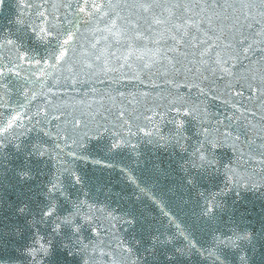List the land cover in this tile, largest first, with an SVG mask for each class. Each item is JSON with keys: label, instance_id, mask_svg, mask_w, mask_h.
Listing matches in <instances>:
<instances>
[{"label": "water", "instance_id": "obj_1", "mask_svg": "<svg viewBox=\"0 0 264 264\" xmlns=\"http://www.w3.org/2000/svg\"><path fill=\"white\" fill-rule=\"evenodd\" d=\"M135 2L95 0L106 5L105 11L113 10L109 4L118 6L117 13L143 24L142 15L130 7ZM192 2L203 6L205 0ZM211 2L220 12L217 0ZM244 2L218 0L225 8ZM45 20V27L55 26L54 32L79 28L68 62L53 66L55 49L35 39L34 28ZM97 25L105 23L94 19L85 25L77 16L76 0H3L0 5V68L13 69L0 77V119L23 114V126L0 149V264H31L25 249L36 231L47 236L50 227L29 222L39 221L49 203L50 181L63 192L56 195L61 215L77 211L74 204L79 202L83 207L77 219L87 215L92 220L99 235L87 225L83 235L102 241L96 264H129L122 244L143 264H264V97L254 91L249 98L248 92L249 84L264 91L259 29H243L249 41L255 38L257 52L243 66L237 63L232 77L206 73L203 79L195 73L122 68L115 60L114 71H90L85 64L95 61L91 43L107 35L97 33ZM176 108L190 111L179 118L184 122L179 135L171 122ZM117 139L121 147L112 149ZM206 140L221 145L210 152L213 164L193 167L200 163L194 153ZM70 172L81 183L73 184ZM221 191L226 194L219 195ZM211 197L220 204L214 223L202 215ZM20 207L26 208L24 214ZM232 230L253 234V244L221 246L219 260L188 248L191 240L216 252L213 233L230 235ZM61 242L56 239L47 264H79L60 250ZM63 242L72 244L71 233L64 232Z\"/></svg>", "mask_w": 264, "mask_h": 264}, {"label": "snow or ice", "instance_id": "obj_2", "mask_svg": "<svg viewBox=\"0 0 264 264\" xmlns=\"http://www.w3.org/2000/svg\"><path fill=\"white\" fill-rule=\"evenodd\" d=\"M2 4L3 0H0V5ZM69 6L71 7V5ZM105 7V4H97L95 0H76V14L80 16L85 25H92L94 19L105 23L103 28L97 25L95 31L107 33V35H100L94 38L91 43V49L95 51V61L85 64V67L93 72L97 69L102 72L114 71L111 64L115 60L122 68L131 69L135 65L141 72L164 69L163 75L185 74L187 76L195 73L198 74L197 78L207 79L206 73H211L213 77L228 79L233 76V70L237 63L243 66L242 61L250 59L257 52L255 38L249 41L248 37L244 35L243 29L258 28L256 35L264 37V0H260L259 5L255 3V0H247L238 7L229 4L227 8L219 4L217 0L216 7L221 9L220 12L216 11L211 0H205L203 6L200 3L194 5L192 0H136L130 7L142 15L143 24L140 23V19L133 21L129 17L117 13L114 8L118 6L107 5L108 8L113 9L112 11H105ZM124 7L129 6L124 5ZM208 12H211V15ZM39 15L44 17L43 12H40ZM84 16H87L86 20ZM105 17H107L106 21ZM47 23L45 20L44 25H37L34 28L35 39L42 44H51L55 49L52 57L53 66L57 62L61 64L68 62L79 28L76 29V32L70 29L54 32L55 26L45 27ZM7 44L11 45L13 41L8 40ZM259 44L264 45V39H261ZM259 50L264 52V48ZM24 58L30 61L34 59ZM36 63L40 64V61L37 60ZM5 69L8 73L13 71L11 67L5 65L0 68V77L6 75ZM16 74L19 75V73ZM136 78L139 79V76ZM261 81L264 83V76L261 77ZM190 82L193 87H199L195 80ZM228 87H232L231 81H229ZM254 91H259V95L264 97V91L254 89L253 85L249 84V98ZM239 94L242 95V93ZM173 106H175V102H173ZM176 112L177 118L171 122L176 125L179 135L184 128V122L179 118L189 115L190 111L176 108ZM148 118L151 119V117ZM22 121L23 114L19 112L11 115L10 119H0V149L6 147L16 136V129L23 126ZM94 134L100 135V133ZM146 135H151V133H146ZM219 146L221 145L218 142L211 140H206L199 145L194 155L197 156L200 163L193 162V167H211L213 158L210 157V152ZM16 147L19 148V145ZM120 147L119 139L111 144L112 149ZM39 154L43 155V153ZM96 163L100 162L96 161ZM69 175L72 177L73 184L81 183V178L75 172H70ZM21 178L27 179L28 177L22 176ZM50 185L48 189L49 203L42 209L40 220L33 219L29 222L33 227L37 223L47 225L50 227V231L47 236L36 231L32 244L25 249V254L30 258L31 264H47V261L54 255L56 239L60 238L62 241L60 250L66 252L69 259L75 257L79 264H96L95 253L102 241L99 239L93 241L83 235L86 225L95 235H99L92 220L87 215L77 219L79 209L83 207L79 202L74 204L77 211L61 215L57 210L56 195H63V192L59 183L50 181ZM225 194L224 191L219 193V195ZM208 200L202 215L214 223L217 220L216 212L220 204L215 197L208 198ZM161 211L164 210L161 209ZM18 212L24 214L26 208L20 207ZM164 215L167 216L169 213L164 211ZM125 222L132 224L134 221L127 219ZM177 227L179 226L177 225ZM65 231L71 233V245L63 242ZM185 238L187 239V237ZM254 239L255 236L247 231L232 230L230 235L216 236L213 233L212 240L216 252H211L203 246L198 247V242L191 240H189L188 248L206 256H215V259L219 260L218 253L221 246L224 248L237 247L239 246L237 241L252 245ZM93 243L96 244V247H93ZM178 251L182 255L185 254L184 250L178 249ZM89 252L93 254L89 255ZM121 253L127 257L129 264H143L140 257L133 259L134 253L123 244ZM173 258L168 257V259ZM241 260L244 261L245 258L242 256ZM113 264H118V262L114 261Z\"/></svg>", "mask_w": 264, "mask_h": 264}]
</instances>
